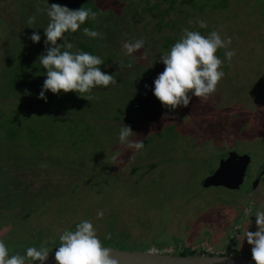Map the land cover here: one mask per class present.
Here are the masks:
<instances>
[{
    "label": "rangeland",
    "instance_id": "1",
    "mask_svg": "<svg viewBox=\"0 0 264 264\" xmlns=\"http://www.w3.org/2000/svg\"><path fill=\"white\" fill-rule=\"evenodd\" d=\"M93 1L100 28L122 29L113 38L112 62L102 70L117 82L93 88L86 98L49 91L45 103L37 98L46 78L37 64L46 50L45 9L65 2L0 0V240L9 255L41 245L55 250L65 229L90 220L102 245L116 250L191 248L216 256L236 250L234 256L252 258L243 234L256 230L252 215L264 211V177L256 191L247 177L237 191L200 184L224 153L250 152L246 175L264 162V19L255 0H230L227 10L189 9L192 28L203 21L231 44L216 52L225 73L216 91L174 112L151 91L164 70L162 38L172 36L171 28L155 29L158 20L141 0ZM174 18L183 21L173 11L164 17ZM33 32L41 33L39 43L29 39ZM132 38L145 44L129 57L122 44ZM28 46L40 51L37 61L20 57ZM226 50L235 51L230 62ZM123 124L132 139L143 140L139 152L119 142Z\"/></svg>",
    "mask_w": 264,
    "mask_h": 264
},
{
    "label": "clouds",
    "instance_id": "2",
    "mask_svg": "<svg viewBox=\"0 0 264 264\" xmlns=\"http://www.w3.org/2000/svg\"><path fill=\"white\" fill-rule=\"evenodd\" d=\"M45 11L49 18L47 27L43 28L46 52L38 57V63L46 69V78L37 98L47 103L46 93L49 91L57 96L61 92H76L86 98L85 94L95 87L107 88L115 84L117 81L114 76L101 70L104 61L99 55L83 50L70 51L73 45L66 39V34H75L87 20H94L96 12L91 8L70 9L60 4H51ZM27 23L34 24L35 16H30ZM200 27H206V24L200 21ZM82 32L91 39L101 35L97 30L87 27ZM29 39L39 43L41 35L33 32ZM58 40L64 42L58 44ZM144 44L143 39L126 41L122 44L123 54L131 57ZM230 44L231 37L222 39L217 31L204 36L198 31L185 28L180 39L159 58L164 70L154 79L151 91L162 107L174 112L178 107H188L193 97L206 100L213 94L225 75L221 67L223 61L216 52L218 49H228ZM62 45L69 50L62 51ZM234 55V50H226L224 53L229 62ZM127 66L132 65L129 63ZM145 87L148 88V85ZM134 135L132 129L123 124L118 139L128 149L139 152L144 143L143 140L132 139ZM254 204V201H249L250 211ZM103 215V211H98L97 219L103 218ZM252 216H255L256 230L253 232L247 228L243 240L246 239L251 245L254 264H264V211L257 209ZM58 239L60 243L54 252L56 264H118L113 251L102 245L90 220H81L74 230L65 229ZM49 253V249L41 245L27 247L23 255H9L8 246L0 240V264H33L35 261L45 264Z\"/></svg>",
    "mask_w": 264,
    "mask_h": 264
},
{
    "label": "trees",
    "instance_id": "3",
    "mask_svg": "<svg viewBox=\"0 0 264 264\" xmlns=\"http://www.w3.org/2000/svg\"><path fill=\"white\" fill-rule=\"evenodd\" d=\"M62 1H64L65 5L67 7H69L70 9H79L81 7L91 8L93 11L96 12L97 15L99 14V9L97 8V6L95 5L93 0H62ZM141 1L145 4L144 11H147L148 14H151L153 17H155L158 20L157 25L154 27L155 29H158V31H161L162 27L171 28V32L173 33L172 36L166 35L165 37L162 38V40H163L162 47L164 50H169L170 47L180 39V37L183 35V31L185 28L192 30V31H198L201 33V35H204V36H206V34H209L210 32H212V29L208 25H206V27H203V28L199 27L198 29H195L194 27L192 28V26L187 23L189 21V16H190L189 9L190 8L195 9L199 12H204V11L210 10V9L211 10H214V9H217V10L218 9H225V10H227V9H229V7L231 5L230 0H154V1L141 0ZM163 2H166L167 6H163V8H160L162 6ZM255 4L260 9V12H261L260 15H261L262 19H264V14L261 11L264 3L262 2V0H255ZM172 11L176 12V14L183 16V21H180L178 18H174L172 20L168 19L169 21L165 20L164 17L171 15ZM95 21H96V19L87 20L83 25H81V29L79 30L80 35H78V34H66V39L68 42H71L73 45V48L70 49V51L75 52L78 50H83L86 52H90L94 55H99L102 59L104 57V60H103L104 63H103V65L100 66L101 70H103L104 66L109 65L112 62V59L115 55V49H117L114 43H116V44L118 43L116 41L114 42L113 38L116 36L115 34L118 33L117 30L119 29L118 31H122V29H121V27H113L112 26L111 28H112V31H114V32H110L108 30L105 31L102 27L100 28V26H99L100 22L96 23ZM172 22L175 24V26L172 24ZM47 23H49V21H47ZM178 24L180 26H178ZM176 26H178V27H176ZM85 27L97 30L98 32L101 33V35L99 37H97L96 39H91V38L87 37L86 35H84L82 32V29ZM25 31L27 32V30H25ZM30 33L28 36L31 35ZM43 33H44V29H43ZM39 34L41 35V33H39ZM43 36H44V34H43ZM126 37H125V40H127ZM41 38H42V36H41ZM134 40H136V38L135 39L132 38V41H134ZM42 42L44 44V41H42ZM63 42L64 41L60 40L59 44L63 43ZM62 49L63 50H69V49H65L63 47V45L61 46V50ZM12 50H14V48ZM217 51L221 52V49H218ZM45 52H46V50H44V53ZM39 53H40V51H33V48L31 46H28V48L26 50L20 51V57L22 55V57H24V59H28L29 57L35 58L36 57L35 55H38ZM35 60L37 61L36 58H35ZM37 64H39L38 61H37ZM24 67H25V69L27 68L28 70L24 71L23 74L28 75V73L30 71V64L29 63L25 64V61H24ZM37 72H40V70H38ZM39 75H41V74H39ZM24 81H25V78H24ZM47 109H49V108H47ZM38 110L40 111L39 108H38ZM246 154H248V153H246ZM249 154H250V152H249ZM225 155L226 154L224 153L223 156H225ZM254 162H259V159L258 158L254 159ZM111 239L112 240H110V242H113V240H115L114 238H111ZM116 239H118V238H116ZM103 240H105V239L103 238ZM52 246H53V244L47 248L50 249V252L54 253L56 248L54 250L51 248ZM58 246L59 245H57V247ZM146 249L147 248H145V249L143 248L141 250H146ZM171 253L173 255H179V256L207 255V252H197L195 249H191V248L181 249L179 252L174 249ZM237 254H238V252L236 250H233L229 253H223V254L220 253L219 255L234 256ZM212 256H216V255L212 254Z\"/></svg>",
    "mask_w": 264,
    "mask_h": 264
},
{
    "label": "water",
    "instance_id": "4",
    "mask_svg": "<svg viewBox=\"0 0 264 264\" xmlns=\"http://www.w3.org/2000/svg\"><path fill=\"white\" fill-rule=\"evenodd\" d=\"M250 163L251 157L248 154L239 155L234 151H230L220 159L216 170L202 179L200 185L203 188L221 187L230 191L239 190L244 182ZM259 178L252 183V191L256 189ZM106 248L113 251V256L118 264H254L252 258L247 257L226 255L179 256L173 255L171 250L168 252L158 249L122 251L110 246H106ZM33 264H40V262L35 261ZM45 264H56L53 252L49 253Z\"/></svg>",
    "mask_w": 264,
    "mask_h": 264
},
{
    "label": "flooded vegetation",
    "instance_id": "5",
    "mask_svg": "<svg viewBox=\"0 0 264 264\" xmlns=\"http://www.w3.org/2000/svg\"><path fill=\"white\" fill-rule=\"evenodd\" d=\"M242 154H245V153H242ZM240 155V154H239ZM250 156V155H249ZM251 157V156H250ZM251 163H252V159H251ZM263 164V165H262ZM261 164V166L258 168H256L255 166V168H253V171L252 172H254V175H253V173L252 172H250V173H247V175L245 176V178L247 177V178H249L248 179V183H249V185H250V189L252 188V183L255 181V180H257L258 178H259V176L263 173V175H261L260 176V178H259V182H258V184L257 185H259V183L261 182V180L263 179V177H264V162ZM258 188V187H257ZM257 189H255L254 191H256ZM237 191V190H236ZM248 194H251V193H248Z\"/></svg>",
    "mask_w": 264,
    "mask_h": 264
}]
</instances>
